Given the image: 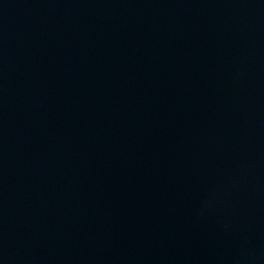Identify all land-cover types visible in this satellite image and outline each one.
Here are the masks:
<instances>
[{"label":"water","instance_id":"obj_1","mask_svg":"<svg viewBox=\"0 0 264 264\" xmlns=\"http://www.w3.org/2000/svg\"><path fill=\"white\" fill-rule=\"evenodd\" d=\"M0 264H264V0H0Z\"/></svg>","mask_w":264,"mask_h":264}]
</instances>
